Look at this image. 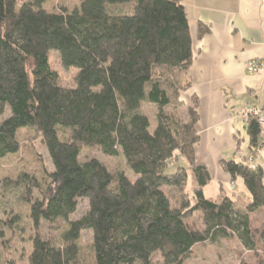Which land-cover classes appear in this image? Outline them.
Instances as JSON below:
<instances>
[{
    "label": "trees",
    "instance_id": "16d2710c",
    "mask_svg": "<svg viewBox=\"0 0 264 264\" xmlns=\"http://www.w3.org/2000/svg\"><path fill=\"white\" fill-rule=\"evenodd\" d=\"M79 1L80 9L57 14L43 9L46 0H0V117L9 112L0 123V160L19 151L16 135L26 129L42 136L54 166L46 190L28 174L4 182L19 188L34 236L27 256L0 254V264H83L78 242L86 231L95 264H154L157 254L163 264H189L196 246L220 240L237 241L238 264H248L244 252L257 253L258 237L264 243V231L251 225L264 207V174L246 157L222 160L252 201L241 205L223 190L217 199L205 195L212 175L196 159L198 98L181 100L194 60L184 0ZM52 51L77 71L75 87L62 84ZM246 130L252 153L264 148L256 117ZM94 148L122 156L131 174L81 160ZM82 198L87 213L70 220ZM195 214L204 230L188 225ZM22 220L11 208L4 225L15 235ZM59 220L68 229L58 241L39 234L42 222ZM0 246L8 256L11 244Z\"/></svg>",
    "mask_w": 264,
    "mask_h": 264
},
{
    "label": "crops",
    "instance_id": "0c3cea01",
    "mask_svg": "<svg viewBox=\"0 0 264 264\" xmlns=\"http://www.w3.org/2000/svg\"><path fill=\"white\" fill-rule=\"evenodd\" d=\"M183 5L194 60L189 71L192 87L181 100L189 104L198 98L196 159L209 169V185L216 183L219 197L224 183L236 187L222 160L246 157L264 174V148L252 153L246 130L248 115L264 111V0H184ZM251 61L260 65L257 73L248 72Z\"/></svg>",
    "mask_w": 264,
    "mask_h": 264
},
{
    "label": "rangeland",
    "instance_id": "374dc122",
    "mask_svg": "<svg viewBox=\"0 0 264 264\" xmlns=\"http://www.w3.org/2000/svg\"><path fill=\"white\" fill-rule=\"evenodd\" d=\"M81 1L79 0H46L43 5V9L49 13H61L63 10L72 12L76 9H80ZM128 9V6L124 9ZM52 68L58 72L61 77L62 84L66 87H75L76 70L65 69L58 57L57 51H52L51 54ZM155 108L152 105L145 104L143 111L153 118L155 114ZM9 116V112H6L0 117V123ZM16 140L19 144V151L14 155H9L6 158L0 160V242L11 244L10 254L8 256L3 252V248L0 246V254L4 259L18 260L22 255L27 254L32 249V239L34 234L31 228L30 221L27 217L28 210L25 206L20 205L18 202V195L20 194L19 188L5 187V181L10 182L18 181L22 174H28L33 176L41 189L46 190L51 182L50 174L54 171V166L47 150V147L40 134L22 129L19 130L16 135ZM247 155V152L243 155ZM90 158L99 160L109 172L114 173L117 171H124L127 174H131L125 159L120 157H109L104 155L100 149L94 148L91 151H84L81 155V160L85 161ZM254 168V167H253ZM191 180V177H190ZM235 190L231 188V184L224 183L225 192L233 199L238 197L241 199L240 204H246L252 201L251 194L248 196L247 187L241 178L236 180ZM191 182L188 185V190L191 191ZM249 192V191H248ZM4 195V197H3ZM206 197L210 199L218 198V190L216 183H212L205 189ZM248 196V197H247ZM2 207V209H1ZM11 208L19 210L22 214V221L17 222L16 234L8 230V227L4 225L5 219L8 213L11 212ZM89 209V199H79V205L76 213L71 216L70 220L80 219L87 213ZM6 210V212H3ZM188 225L192 229L204 230L205 225L201 214H195L189 221ZM251 225L254 230L264 231V207L256 214L251 216ZM68 229V225L64 221H57L54 224L42 222L39 234L52 243H55L61 238L64 231ZM258 240L257 253L246 251L244 252L243 259L248 264L264 263V243L260 237ZM80 247L79 259L83 264H95V253L93 251V233L86 231L82 234L80 241L78 242ZM243 248L237 241H225L220 240L215 244L207 243L204 245L196 246L193 254L188 259L189 264H238V254L240 255ZM10 255V256H9ZM19 262V264H26ZM154 264H163L162 258L159 254L154 257Z\"/></svg>",
    "mask_w": 264,
    "mask_h": 264
},
{
    "label": "built area",
    "instance_id": "2783aa9c",
    "mask_svg": "<svg viewBox=\"0 0 264 264\" xmlns=\"http://www.w3.org/2000/svg\"><path fill=\"white\" fill-rule=\"evenodd\" d=\"M247 70L249 73L254 74L257 73L260 70V65L257 64L254 61H251L248 63ZM250 116H254L258 119V122L261 126L262 129H264V111L262 110H254L252 111L249 115L247 120L249 119ZM251 162V160H250Z\"/></svg>",
    "mask_w": 264,
    "mask_h": 264
}]
</instances>
